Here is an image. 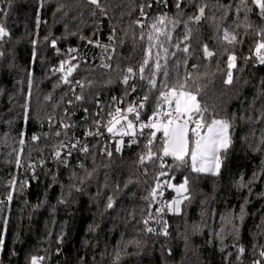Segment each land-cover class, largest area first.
Segmentation results:
<instances>
[{"label": "trees", "instance_id": "trees-1", "mask_svg": "<svg viewBox=\"0 0 264 264\" xmlns=\"http://www.w3.org/2000/svg\"><path fill=\"white\" fill-rule=\"evenodd\" d=\"M99 4L0 0V25L8 33L0 39V264H31L33 256L44 257L41 264H264V65L255 57L264 29L259 9L245 0V22L240 0ZM200 6L204 18L189 20L199 15ZM221 6L230 7L225 12ZM161 15L178 21L174 28L168 25L169 54L165 60L162 50L153 47L141 79L150 25ZM186 22L192 30L188 41ZM224 29L239 42L227 44ZM186 45L187 53L182 50ZM204 45L212 57L204 55ZM158 51L173 77L177 71L181 77L192 73L190 83L199 90L206 116L229 121L232 143L220 174L198 173L164 157L162 135L151 145L155 155L147 159L152 131L147 128L143 135L138 131L125 137L119 151L117 140L94 137L87 152L67 163L55 161L66 137L83 136L99 118L109 116L113 97L124 100V109L144 103L139 122L135 116L131 120L137 127L148 122L159 94L147 77ZM230 53L237 59L228 84ZM64 60L78 65L71 77L83 88L75 96L56 71ZM129 67L135 75L128 74ZM154 78L157 87L164 82L160 73ZM30 164L36 165L34 172ZM185 179L188 199L182 212L166 208L157 213L158 197L166 203L174 195L169 185Z\"/></svg>", "mask_w": 264, "mask_h": 264}, {"label": "snow or ice", "instance_id": "snow-or-ice-1", "mask_svg": "<svg viewBox=\"0 0 264 264\" xmlns=\"http://www.w3.org/2000/svg\"><path fill=\"white\" fill-rule=\"evenodd\" d=\"M91 4L100 7L99 0H89ZM241 5H245V0H240ZM252 3L259 9L260 15L264 17V0H252ZM180 7L179 2L177 3V8ZM227 8L230 6H221ZM103 11V9H101ZM240 11V8H237V12ZM247 7L245 5V22H247ZM205 7H199V15L194 17H189V20H193L197 23L204 18ZM143 15V12H141ZM178 21L168 18L165 15H161L157 18H154V21L150 25V31L148 33V40L150 42L149 48L147 50V56L144 58L142 64L139 67L140 78L145 79L144 76L145 68L149 65V61L152 57V48L158 47L162 50L165 60H167L168 49L165 47V44L168 41H171V29L168 28V25L171 24L173 28L176 26ZM140 23V21H136ZM240 25H237L239 27ZM143 27V25H141ZM186 33L184 35V40L188 41L191 36L192 30L185 23ZM8 35L3 25H0V39ZM143 36V33H141ZM260 39L255 44V57L258 62L264 65V29L260 31ZM163 37V39H161ZM111 39V37H110ZM223 40L229 45H234L238 43L237 35L228 29L223 31ZM156 41V44L152 42ZM53 47H55V42H53ZM106 47V46H105ZM175 47L180 48V44L177 43ZM185 53L189 51L188 46L186 45L182 49ZM70 51H75L74 49ZM204 55L206 57H212L214 53L209 51L208 46L204 45L203 47ZM161 53L158 51L156 53V59L154 61L153 68L149 69V76L147 77L148 83L152 88H156L158 92V98L156 106L153 110V115L148 118L147 123H139V128L141 129V135H143V129H151L150 137L147 140L145 145L147 149V159H152L155 153L152 151L151 145L157 137V133H162L163 139L161 141L162 148L161 151L164 157L171 156L173 160L179 162V165L190 166L192 171L198 173H211L212 175H219L220 169L224 163V156L227 153V150L231 146V138L229 134L230 123L225 119H216L214 117L206 116L208 111L207 107L201 105L198 100L199 90L194 89V82L192 81V73H185L183 77L180 76L177 71L176 75L173 77L172 73L168 70L166 64L160 63ZM74 59V57L72 58ZM236 56L230 53L227 57V79L225 83L231 84L233 80L232 70L236 67ZM65 65H68L65 70ZM78 65L71 64L70 60L61 61L60 66L56 71L63 73L62 79L64 83H69V77L72 76L73 72L76 70ZM103 67H109V65L104 64ZM128 74L135 75L133 68L129 67L127 69ZM160 73L164 77V82L157 87V82L155 80V75ZM130 75L124 77V83L127 84ZM76 83H79L77 81ZM81 99V97H77ZM144 100H147V95L144 97ZM144 103L139 104V108H144ZM128 113H135V120L139 122L140 113L137 110V107L129 105L125 112H121V109L117 107L114 112H109V117L106 130L113 137L115 136H135V127L133 121L128 119ZM122 121H126V125L122 124ZM99 126V121L95 122ZM119 126V127H118ZM59 134V133H57ZM87 135H96L99 136L101 133L99 131L93 133L88 132ZM33 140L38 139L33 136ZM136 141L133 139L132 141ZM24 141L21 140L20 144L23 145ZM79 143V142H77ZM123 144V139L118 142L117 151L120 150V145ZM63 147V145H61ZM75 147V145H73ZM84 152H87V147L81 149ZM111 155V153H108ZM56 157H60V152L55 153ZM157 159H162V157H157ZM145 156L141 155L140 161L143 163ZM16 164L20 167V158L16 157ZM29 167H32L29 165ZM160 175H164L163 172ZM14 184V181L10 182ZM188 181L185 179L184 183L180 184L178 187L174 185H169V187H174L175 192L177 193V198L174 199L171 204L168 205L169 210L179 213L180 206L183 203V200L188 199L184 193H187ZM243 186V185H242ZM23 187V183L21 184ZM153 197L156 195V190H153ZM8 199L11 200L12 196L9 195ZM112 200L109 198L107 207L111 208ZM157 211H162L158 209ZM244 209L241 207L240 219L243 220ZM151 219V215H149ZM227 223H231L230 218H225ZM144 223L147 225L148 220H145ZM147 231H153L152 228H148ZM223 232V229L221 230ZM167 235V232L164 233ZM221 239H223L221 237ZM129 243H138L137 241H129ZM3 241L0 240V246H2ZM239 252L243 253L244 249L241 247ZM119 258V253L116 254ZM261 256H264V251L260 253ZM44 260L42 256H33L31 258V264H41ZM258 264V262H254Z\"/></svg>", "mask_w": 264, "mask_h": 264}, {"label": "built area", "instance_id": "built-area-1", "mask_svg": "<svg viewBox=\"0 0 264 264\" xmlns=\"http://www.w3.org/2000/svg\"><path fill=\"white\" fill-rule=\"evenodd\" d=\"M69 83L68 86L70 87L71 89V92L72 94L75 96L79 90H81L83 88V84L79 81V83H76L78 80H74L71 76L69 77ZM112 110L111 112H114L115 109L117 107H119L121 109V112H125L126 109H124V100L121 99V98H116V97H113L112 98ZM133 106L137 107V110L139 111L140 113V108L138 106V104H134ZM128 119L131 120L132 116H135L136 114L135 113H128ZM84 118V117H83ZM108 119H110V117L108 116L107 118H99L98 121L100 122L99 123V126L95 123V126H94V129L92 131L90 130H87L83 136H78V135H74L73 137H66L64 143L62 144L63 147H60L59 149V152H60V157L57 158L55 157V161H59V162H69L70 159H72L74 156L78 155V154H81L83 153L84 151H82L81 149L83 147H87V142L89 139L91 138H98V139H104V140H107L108 142H114L116 141L119 136H115L113 137L110 133L107 132L106 130V124H107V121ZM126 121H122V124H125ZM68 127H70V125H68ZM99 131L101 133V135L99 136H96V135H87L88 132H97ZM138 134V131H136V135L137 136ZM135 136H131V137H135ZM127 136H123V138H125ZM79 142V143H77ZM73 145H75V147H73ZM32 167H29L31 169L32 172H34L35 168H36V165L34 164H30ZM81 164L78 165V168H81ZM2 202H6V200H2ZM158 209H162V211H157L158 213H163L165 211V206H164V202L162 200V197L159 196L158 199H157V210Z\"/></svg>", "mask_w": 264, "mask_h": 264}, {"label": "rangeland", "instance_id": "rangeland-1", "mask_svg": "<svg viewBox=\"0 0 264 264\" xmlns=\"http://www.w3.org/2000/svg\"><path fill=\"white\" fill-rule=\"evenodd\" d=\"M134 124V123H133ZM125 125H126V123H125ZM134 127H135V132L136 131H141V129L139 128V125H138V127L134 124ZM160 135H162V133H157V137L158 136H160ZM127 136H131V135H127ZM156 137V138H157ZM121 139H124L123 137H120L119 136V138L117 139V142H119ZM120 147H122V145H120ZM168 157H171V156H168ZM172 158V157H171ZM206 174H210V175H212L211 173H206ZM184 183V182H183ZM180 184H182V183H180ZM180 184H173V183H171L170 185H174V186H179ZM170 190H172L173 192H174V195H173V197L169 200V201H167L166 203L164 202V206H165V210H166V208H168V205L169 204H171V202L174 200V199H176L177 198V193L175 192V189H174V187H170ZM186 193H184L183 195H185ZM183 202H184V200H183ZM169 209V208H168ZM182 209H183V203L181 204V206H180V211H179V213H177V212H175V211H171L170 210V212L171 213H173V214H180L181 212H182ZM158 213V212H157Z\"/></svg>", "mask_w": 264, "mask_h": 264}, {"label": "water", "instance_id": "water-1", "mask_svg": "<svg viewBox=\"0 0 264 264\" xmlns=\"http://www.w3.org/2000/svg\"><path fill=\"white\" fill-rule=\"evenodd\" d=\"M122 123V122H121ZM119 127V126H118Z\"/></svg>", "mask_w": 264, "mask_h": 264}]
</instances>
